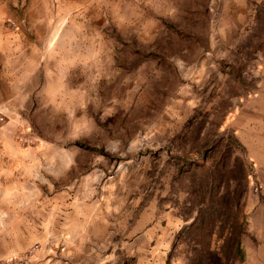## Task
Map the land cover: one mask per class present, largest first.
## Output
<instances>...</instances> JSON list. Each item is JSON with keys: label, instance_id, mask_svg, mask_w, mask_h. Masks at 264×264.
Returning a JSON list of instances; mask_svg holds the SVG:
<instances>
[{"label": "rangeland", "instance_id": "1", "mask_svg": "<svg viewBox=\"0 0 264 264\" xmlns=\"http://www.w3.org/2000/svg\"><path fill=\"white\" fill-rule=\"evenodd\" d=\"M28 20L50 39L0 78V264H264V0H0V32ZM227 134L246 177L205 218L201 158ZM243 219L227 261L208 232ZM189 224L208 232L176 240Z\"/></svg>", "mask_w": 264, "mask_h": 264}, {"label": "trees", "instance_id": "2", "mask_svg": "<svg viewBox=\"0 0 264 264\" xmlns=\"http://www.w3.org/2000/svg\"><path fill=\"white\" fill-rule=\"evenodd\" d=\"M162 21L169 27L175 28L173 23L168 22L167 20ZM116 39L118 41H121L117 36ZM230 73L236 78H242L237 69L231 68ZM234 144H238V141L233 134H227L225 137H219V139L216 140L215 144H211L207 149L210 154H203L201 158L200 164H204V162L202 161H206L208 159H210L212 163L210 166L211 169L206 171V174L197 182V186L199 189L197 196L200 199L199 205L200 207L204 206L203 209L200 208V211L205 218L207 217V211L209 210H214L220 215V217L228 216L229 211L232 207V203L234 204V202L231 203L232 196L230 192L225 191L221 196H219V198H216V191L219 190L220 187H222L223 183H227L228 181H230L233 173H239L242 178L246 177L243 162L239 159V157H236L237 162H235V167H231L230 169L226 167L227 164L224 162V157L226 156V154L223 155V152L231 150ZM198 165L199 164L195 163L194 161H190L180 157L176 161V171L178 174H182L186 171L193 173L191 172L193 169H195L193 166ZM225 222L226 220H222L223 224H219L217 226V228L220 230V232L218 233L214 232L216 231L215 228L212 232L211 230L210 232H208V224H189L179 230L176 235V240L180 238V236L188 228H194L195 232H202L204 230L207 231L209 235H211V233L213 235H216L217 240H221L220 248L223 249L222 253L227 261L232 254L236 255L237 258L242 260L244 257V251L241 244V235L246 221H244L243 219L241 222H239V224H224ZM224 232H226L225 235L223 234ZM195 256L196 258L194 264H204V257L202 255ZM165 264H169V259L166 260Z\"/></svg>", "mask_w": 264, "mask_h": 264}, {"label": "crops", "instance_id": "3", "mask_svg": "<svg viewBox=\"0 0 264 264\" xmlns=\"http://www.w3.org/2000/svg\"><path fill=\"white\" fill-rule=\"evenodd\" d=\"M28 24L25 25L22 21V26L16 30L5 29L0 32V78L10 76V83L13 77L11 70L21 69L27 75L30 70L34 69L35 63L38 62V58L35 57L37 40L42 37L44 44L50 39L47 35H38L35 21L28 20ZM4 147L13 150L12 146L4 145Z\"/></svg>", "mask_w": 264, "mask_h": 264}]
</instances>
